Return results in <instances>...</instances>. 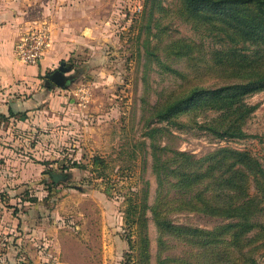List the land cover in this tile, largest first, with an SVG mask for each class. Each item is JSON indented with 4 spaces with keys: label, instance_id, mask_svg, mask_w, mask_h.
<instances>
[{
    "label": "rangeland",
    "instance_id": "1",
    "mask_svg": "<svg viewBox=\"0 0 264 264\" xmlns=\"http://www.w3.org/2000/svg\"><path fill=\"white\" fill-rule=\"evenodd\" d=\"M82 1L81 24L91 22L95 31L67 62L71 74L78 72L76 82L62 90L41 79L32 116L14 122L10 133V122L0 118L1 198L18 223L16 248L6 245L0 264H132L136 237L126 209L131 200L155 203V151L162 158L173 151L202 158L230 147L249 151L264 167V92L247 100L257 109L244 127L246 138H217L207 126L217 118L214 112L199 115L185 130L153 134L168 127L154 118L156 107L181 84L169 68L190 74L186 59L168 56L166 45L178 38L211 45L176 14L177 0ZM50 172L72 178L54 184ZM147 214L151 264H158L159 233ZM172 219L203 229L224 223L193 213ZM172 245L165 255L181 253L183 245ZM257 259L264 264V249Z\"/></svg>",
    "mask_w": 264,
    "mask_h": 264
},
{
    "label": "trees",
    "instance_id": "2",
    "mask_svg": "<svg viewBox=\"0 0 264 264\" xmlns=\"http://www.w3.org/2000/svg\"><path fill=\"white\" fill-rule=\"evenodd\" d=\"M176 14L211 45L185 38L166 45L168 56L186 59L190 74L169 68L181 84L156 107L154 118L168 127L153 129V134L169 127L185 130L198 123L199 115L214 112L218 116L207 126L217 138H246L244 127L257 109L247 100L264 92V0H177ZM172 154L162 158L154 152L155 203L148 206L144 199L127 205L126 223L136 237L130 262L151 264L149 211L159 233L158 264H258L264 249V222L259 221L264 215L262 163L249 151L230 147L202 158ZM95 160L97 167L103 166ZM181 213L224 223L213 229L176 224L172 217ZM173 241L183 245L181 253L165 255L174 248Z\"/></svg>",
    "mask_w": 264,
    "mask_h": 264
},
{
    "label": "crops",
    "instance_id": "3",
    "mask_svg": "<svg viewBox=\"0 0 264 264\" xmlns=\"http://www.w3.org/2000/svg\"><path fill=\"white\" fill-rule=\"evenodd\" d=\"M82 3V0H0V118L10 122L6 128L8 133L13 129L14 122L23 124L29 121L35 108L34 92L41 84L40 80L47 75L45 73L56 70L63 61H70L86 42H92V38L88 37L95 28L91 22L90 26L81 24L83 20L80 19L78 6ZM43 21L49 23L52 31L51 47L41 64L26 65L16 58L15 44ZM12 112L16 116L11 117ZM12 162L14 160H8V164ZM1 189L2 186L0 255L6 250V245L10 250L16 248L17 235L14 234L18 227L15 212L7 208L1 198ZM7 235L15 237L9 239Z\"/></svg>",
    "mask_w": 264,
    "mask_h": 264
},
{
    "label": "built area",
    "instance_id": "4",
    "mask_svg": "<svg viewBox=\"0 0 264 264\" xmlns=\"http://www.w3.org/2000/svg\"><path fill=\"white\" fill-rule=\"evenodd\" d=\"M52 31L49 23H38L16 42V58L26 65H39L51 47Z\"/></svg>",
    "mask_w": 264,
    "mask_h": 264
},
{
    "label": "water",
    "instance_id": "5",
    "mask_svg": "<svg viewBox=\"0 0 264 264\" xmlns=\"http://www.w3.org/2000/svg\"><path fill=\"white\" fill-rule=\"evenodd\" d=\"M74 71L73 66L66 61L60 63L59 67L45 76L47 87H58L62 90H69L78 79V72L71 74ZM50 175L55 184L67 182L72 178L71 173H54Z\"/></svg>",
    "mask_w": 264,
    "mask_h": 264
}]
</instances>
